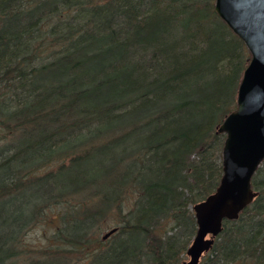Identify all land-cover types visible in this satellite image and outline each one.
<instances>
[{"label": "trees", "instance_id": "16d2710c", "mask_svg": "<svg viewBox=\"0 0 264 264\" xmlns=\"http://www.w3.org/2000/svg\"><path fill=\"white\" fill-rule=\"evenodd\" d=\"M214 1L0 0V264L34 218L47 255L182 262L250 58ZM251 184L200 264H264V160Z\"/></svg>", "mask_w": 264, "mask_h": 264}, {"label": "water", "instance_id": "95a60500", "mask_svg": "<svg viewBox=\"0 0 264 264\" xmlns=\"http://www.w3.org/2000/svg\"><path fill=\"white\" fill-rule=\"evenodd\" d=\"M215 13L245 44L249 61L243 70L235 108L216 127L225 135L219 184L192 211L196 232L180 264H200L222 230L224 220H236L255 198L251 180L264 160V0H215ZM110 228L107 239L116 232Z\"/></svg>", "mask_w": 264, "mask_h": 264}, {"label": "rangeland", "instance_id": "374dc122", "mask_svg": "<svg viewBox=\"0 0 264 264\" xmlns=\"http://www.w3.org/2000/svg\"><path fill=\"white\" fill-rule=\"evenodd\" d=\"M61 17L66 18L67 13H64L61 15ZM4 142L5 140L1 138L0 145H2ZM12 204L13 207L10 211H7L8 214H11L10 212H12V209L15 208L18 203L14 200ZM3 206L5 205L3 204ZM49 212H51V209L46 211V213ZM47 216H50V214H47ZM1 221L2 217H0V223ZM23 221L25 222H23L20 227L18 226V228H13V230H15V239L13 240L15 244V255L13 257L14 260H8V264L10 261H13L16 264H30L33 262V264H91L86 253H84L86 255L84 257L83 254L76 252L73 254L70 253L71 256H67V253H65V257L59 253H57L55 256H52L51 254L47 255L48 252H52L56 249L55 245H53L50 240V236L55 232L54 225L50 223H44V221L40 220L37 221L36 224L33 223V221ZM106 230L103 232V234L106 232ZM3 231L6 233L5 227L0 225V232ZM183 260H188L186 254H184L182 257V261Z\"/></svg>", "mask_w": 264, "mask_h": 264}]
</instances>
